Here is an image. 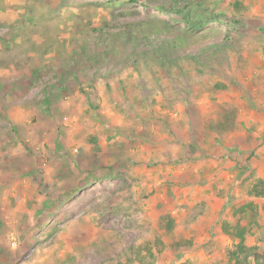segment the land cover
Wrapping results in <instances>:
<instances>
[{"label": "rangeland", "instance_id": "obj_1", "mask_svg": "<svg viewBox=\"0 0 264 264\" xmlns=\"http://www.w3.org/2000/svg\"><path fill=\"white\" fill-rule=\"evenodd\" d=\"M111 12L150 23L138 54L174 32L181 67L123 51L70 68L58 40L95 53L86 21ZM256 179L264 0H0V264H126L155 237L191 243L155 264H223L220 224ZM246 243L264 247V213Z\"/></svg>", "mask_w": 264, "mask_h": 264}, {"label": "trees", "instance_id": "obj_2", "mask_svg": "<svg viewBox=\"0 0 264 264\" xmlns=\"http://www.w3.org/2000/svg\"><path fill=\"white\" fill-rule=\"evenodd\" d=\"M109 19L86 21L89 24V28L86 31L87 36H93L96 52L89 55L87 49L83 47V43H79L72 51L68 50V41L65 39L58 40L60 52L64 50L67 52L68 63L70 61V68H76L77 63L80 61V57H84L87 61L92 60L94 64H98L104 58H107V54L113 55L115 52H123L121 55L133 56L134 62L132 66L137 67L139 60L146 61L153 52L158 57L160 63L176 64L177 67H181L178 64V58L171 57L169 51H174L178 48L177 39L175 33L168 28L161 36V43L156 44V49L147 50L145 52H136L140 44L151 43V37L147 36V32L150 28L148 23L147 28H143L145 23L125 21L123 14L117 15L121 17V21H117V16L113 12L109 13ZM84 24V22H83ZM78 30V29H77ZM157 36L155 35L156 39ZM104 52V56L101 53ZM223 88V87H222ZM222 128L232 126L229 121H224L221 124ZM248 195L252 200H256L257 203L248 202L235 209L231 220L223 221L220 224L221 233L226 235L232 240V243L224 249L223 252V264H264V247L259 245H249L246 243L247 236L250 234L251 229L257 225L258 218L261 213H264V179H256L247 190ZM161 228L164 230L165 235L171 234L175 227V220L170 217H160ZM179 239V238H178ZM188 240L174 239L171 244L165 245L159 237H155L152 241L151 248L145 249H130V258L126 260V264L133 261L139 264H155V253L161 254L166 248H170L174 251H183L189 249ZM142 250L145 255H142ZM133 256V257H132ZM146 256L148 262L145 263ZM144 262V263H143ZM122 264V263H118Z\"/></svg>", "mask_w": 264, "mask_h": 264}]
</instances>
